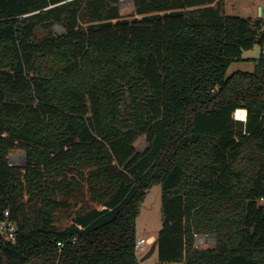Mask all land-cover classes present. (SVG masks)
I'll list each match as a JSON object with an SVG mask.
<instances>
[{
	"label": "trees",
	"instance_id": "trees-1",
	"mask_svg": "<svg viewBox=\"0 0 264 264\" xmlns=\"http://www.w3.org/2000/svg\"><path fill=\"white\" fill-rule=\"evenodd\" d=\"M118 1L0 0V221L8 210L16 225L0 255L141 264L136 218L159 184V262L264 264V50L225 76L264 47L263 19L220 0H133L128 20Z\"/></svg>",
	"mask_w": 264,
	"mask_h": 264
},
{
	"label": "rangeland",
	"instance_id": "rangeland-1",
	"mask_svg": "<svg viewBox=\"0 0 264 264\" xmlns=\"http://www.w3.org/2000/svg\"><path fill=\"white\" fill-rule=\"evenodd\" d=\"M220 6L222 7L226 15H238L243 18H248L251 21L258 17L263 19L264 23V0H220ZM118 13L121 17H125L130 20L134 13L133 0H119L117 4ZM260 10V13H259ZM82 23V22H81ZM85 25L84 23H82ZM53 30L57 34L64 32V28L59 24L53 25ZM264 47H261L259 43H256L251 49L243 50L240 59L233 60L225 73V76H229L235 71H248L252 72L255 68L257 58ZM135 146L138 152H143L147 146L145 135H140L135 141ZM8 161L14 165L24 164V152L13 150L8 155ZM162 225L161 215V192L160 185H153L147 192L144 200L139 206V215L136 218V230L138 238H151L148 236L157 235ZM212 236V239L210 238ZM154 238L150 239V243ZM149 244H144L148 249ZM215 244V235L211 233H196L195 245L198 248L212 247ZM142 256V255H141ZM141 264H177V263H161L157 260L156 252L151 256L144 259ZM183 264V263H178Z\"/></svg>",
	"mask_w": 264,
	"mask_h": 264
},
{
	"label": "built area",
	"instance_id": "built-area-1",
	"mask_svg": "<svg viewBox=\"0 0 264 264\" xmlns=\"http://www.w3.org/2000/svg\"><path fill=\"white\" fill-rule=\"evenodd\" d=\"M11 164V163H9ZM14 165V164H11ZM4 219L0 221V233L4 236V238L8 241L14 242L16 237V225L14 222L9 220V211L4 210L3 211ZM150 243V238L144 239V238H138L136 240L135 244V252L138 256V258L141 257L146 251L147 248L144 246V244ZM60 246L61 244L58 243Z\"/></svg>",
	"mask_w": 264,
	"mask_h": 264
},
{
	"label": "water",
	"instance_id": "water-1",
	"mask_svg": "<svg viewBox=\"0 0 264 264\" xmlns=\"http://www.w3.org/2000/svg\"><path fill=\"white\" fill-rule=\"evenodd\" d=\"M260 13V10H259ZM156 249V241L155 239L150 243L149 248L147 249V251L139 258V261L142 262L144 259L148 258L149 256H151ZM0 264H6L5 260L3 259V257L0 255Z\"/></svg>",
	"mask_w": 264,
	"mask_h": 264
},
{
	"label": "crops",
	"instance_id": "crops-1",
	"mask_svg": "<svg viewBox=\"0 0 264 264\" xmlns=\"http://www.w3.org/2000/svg\"><path fill=\"white\" fill-rule=\"evenodd\" d=\"M148 237H151L150 239L154 238L155 239V235H152V236H148Z\"/></svg>",
	"mask_w": 264,
	"mask_h": 264
},
{
	"label": "bare ground",
	"instance_id": "bare-ground-1",
	"mask_svg": "<svg viewBox=\"0 0 264 264\" xmlns=\"http://www.w3.org/2000/svg\"><path fill=\"white\" fill-rule=\"evenodd\" d=\"M210 238L212 239V236H210Z\"/></svg>",
	"mask_w": 264,
	"mask_h": 264
}]
</instances>
